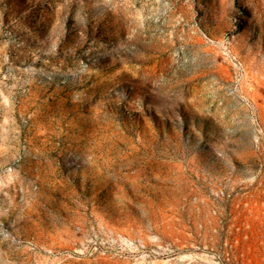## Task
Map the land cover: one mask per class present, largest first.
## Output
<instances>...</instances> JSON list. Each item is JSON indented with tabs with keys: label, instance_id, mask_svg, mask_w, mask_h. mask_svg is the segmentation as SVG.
<instances>
[{
	"label": "rangeland",
	"instance_id": "1",
	"mask_svg": "<svg viewBox=\"0 0 264 264\" xmlns=\"http://www.w3.org/2000/svg\"><path fill=\"white\" fill-rule=\"evenodd\" d=\"M0 264H264V0H0Z\"/></svg>",
	"mask_w": 264,
	"mask_h": 264
}]
</instances>
